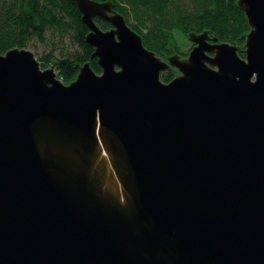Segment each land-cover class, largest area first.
Wrapping results in <instances>:
<instances>
[{"label":"water","instance_id":"95a60500","mask_svg":"<svg viewBox=\"0 0 264 264\" xmlns=\"http://www.w3.org/2000/svg\"><path fill=\"white\" fill-rule=\"evenodd\" d=\"M75 1L101 73L0 53V264H264V0L245 57L206 30L167 59Z\"/></svg>","mask_w":264,"mask_h":264},{"label":"trees","instance_id":"16d2710c","mask_svg":"<svg viewBox=\"0 0 264 264\" xmlns=\"http://www.w3.org/2000/svg\"><path fill=\"white\" fill-rule=\"evenodd\" d=\"M99 1H113L115 9L142 36L144 45L163 59L173 53L187 56L192 47L186 52L182 45L189 33L206 30L220 42L240 46L239 54L246 55L244 35L250 31V25L237 0ZM82 17L75 0H0V53L15 47L38 49V44H46L49 38H60L59 58L54 55L57 46L37 55L43 68L56 64L59 78L67 84L77 78L78 64L90 63L101 73L98 59L92 57L95 49L86 41L90 30ZM95 20L105 30L112 27L99 17ZM177 73L172 67L162 72L161 78L170 82Z\"/></svg>","mask_w":264,"mask_h":264},{"label":"rangeland","instance_id":"374dc122","mask_svg":"<svg viewBox=\"0 0 264 264\" xmlns=\"http://www.w3.org/2000/svg\"><path fill=\"white\" fill-rule=\"evenodd\" d=\"M49 37H51V35L49 36ZM191 44H193L189 39H187V40H185L184 41V43H183V45H182V49H183V51H189L190 50V48L192 47L191 46ZM64 45V44H63ZM54 46H57V50H56V52H55V56L56 57H60L61 56V51H62V42H61V39L60 38H56V39H54V40H52V38H49V40L47 41V43L46 44H38V49H37V47L36 48H34V47H31V49L35 52V50H36V52H37V55L38 56H41L43 53H45V52H48L49 50H51ZM192 49V48H191ZM191 51V50H190ZM189 51V52H190ZM173 54H175V53H173ZM173 54H171V55H173ZM178 54H180V53H178ZM181 55V54H180ZM182 56V55H181ZM185 57H187V56H184V57H182V58H185ZM49 67H51V65L49 66ZM49 67H47V68H49ZM173 68H175V67H173ZM177 71H178V69L177 68H175ZM180 72L178 71V73H177V75L179 74Z\"/></svg>","mask_w":264,"mask_h":264},{"label":"flooded vegetation","instance_id":"af4514ba","mask_svg":"<svg viewBox=\"0 0 264 264\" xmlns=\"http://www.w3.org/2000/svg\"><path fill=\"white\" fill-rule=\"evenodd\" d=\"M193 46H194V44H193ZM193 46H192V47H193ZM183 57H184V56H183Z\"/></svg>","mask_w":264,"mask_h":264}]
</instances>
